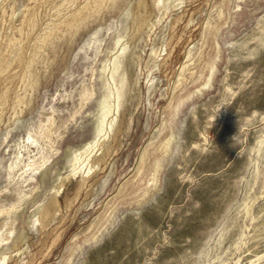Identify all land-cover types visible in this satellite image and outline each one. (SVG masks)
Listing matches in <instances>:
<instances>
[{
    "label": "rangeland",
    "instance_id": "374dc122",
    "mask_svg": "<svg viewBox=\"0 0 264 264\" xmlns=\"http://www.w3.org/2000/svg\"><path fill=\"white\" fill-rule=\"evenodd\" d=\"M38 1L0 3V264H264V0H114L29 74L84 0ZM106 107V155L56 195Z\"/></svg>",
    "mask_w": 264,
    "mask_h": 264
},
{
    "label": "bare ground",
    "instance_id": "6f19581e",
    "mask_svg": "<svg viewBox=\"0 0 264 264\" xmlns=\"http://www.w3.org/2000/svg\"><path fill=\"white\" fill-rule=\"evenodd\" d=\"M3 1L5 0H0V3H2ZM40 1V0H39ZM38 1V2H39ZM114 0H84L81 7L78 8V9H75L64 21L58 23V24H55L53 25V27H51L49 30H47L45 33L41 34L38 36L37 38V42L36 44L32 47L31 49V52L29 53L28 57H27V61H26V64H25V69H24V72L25 73H29L30 74V69H29V66L31 65L32 63V54L35 53L37 50H43L44 52V58H43V64H46V62L48 60H50L52 58V52L50 51H47L44 49L45 45L53 40L54 39H58L60 37H62L67 31L71 30L72 32H74L76 29H78V25L79 23H81L83 21V19L87 18L88 16L90 15H93V14H98V16H101V17H104L105 16V9L108 8L111 3L113 2ZM156 3L160 2V0H154ZM36 2V3H38ZM177 2V1H176ZM139 3H140V0H136L133 4H132V12L136 9H138V6H139ZM153 4V3H151ZM154 6V5H153ZM165 8V7H164ZM167 8V7H166ZM28 9V8H27ZM142 9V8H141ZM143 12V10H140ZM129 12V11H128ZM27 13V10L25 12V14ZM36 14V13H35ZM150 14V13H149ZM0 15L3 16V13L0 11ZM145 16V15H144ZM148 16V15H146ZM145 16V17H146ZM26 17V16H25ZM126 17V16H125ZM144 17V18H145ZM150 17H151V14H150ZM149 18V17H148ZM147 18V19H148ZM128 19H129V13H128V16L126 18V21L128 22ZM145 20H143L144 22ZM149 21V20H147ZM145 21V24H147ZM27 22H24L23 24H25ZM148 25V24H147ZM20 28V27H19ZM133 31H131L132 33ZM126 35V34H125ZM130 35V34H129ZM15 36V34H14ZM131 36V35H130ZM122 37L119 36L117 37L116 41L115 42H118L120 40V38ZM126 39L128 38L127 35L125 36ZM125 39V40H126ZM128 40V39H127ZM126 40V41H127ZM124 41V43L126 42ZM131 41V40H130ZM11 45V44H10ZM118 49H116V52L114 51L113 55H111V60H110V76L113 77V74L116 72V70L118 69V66L121 62L122 59H124L126 57L125 55V46L122 45V46H117ZM112 54V53H111ZM107 62V61H106ZM107 64V63H106ZM105 65L102 66V68H104ZM109 67V68H110ZM24 73V74H25ZM108 74V73H107ZM26 75V74H25ZM23 77V75L21 76ZM110 79V78H109ZM30 86V85H28ZM29 88V87H28ZM23 89V88H22ZM21 89V90H22ZM121 89H122V79L119 78L118 80V84H117V89L115 88L114 90L112 89V93L115 94V99L114 100V104H115V107H118L119 106V97L121 95ZM113 95V94H112ZM24 96H21L18 94V97L16 100H14V102L12 103V106L14 107H17L21 105L22 103V99H23ZM113 105V103H112ZM111 106V105H110ZM109 106V107H110ZM108 110H105L103 111V116H102V119L100 121V123L97 125V128L95 130V133L94 135L87 141H85L81 147H80V152L77 156V158H71L70 159V169H69V172L64 175L63 177H61L62 179L58 182L57 186L55 185V191L57 192H54L55 194L58 193V189H60L62 187V185L66 182V180H68L70 177L72 176H76V177H80V179L82 181H84L85 179L91 177V175L95 172V169L96 167L98 166V163L99 161L106 155L107 151L104 152L103 151V146L105 145L106 141H108L107 139L110 137L109 136V133L111 132V130L114 128V124H115V116H109L108 115V111L109 109L112 110V108H108L106 107ZM114 109V108H113ZM116 109V108H115ZM118 109V108H117ZM116 109V110H117ZM16 110V109H15ZM113 111V110H112ZM17 112V111H16ZM115 112H113V115H114ZM22 114V108H19V111L18 113H16V115L14 116H11V121H14L16 118H18L19 116H21ZM108 115V116H107ZM107 117H110L109 119H107L105 121V118ZM103 127L107 129V134L105 135V138H103ZM113 131V130H112ZM102 138V139H101ZM110 140V139H109ZM261 143V141L259 140L258 141V145ZM107 146V145H106ZM259 150V149H258ZM21 154V153H20ZM20 156V155H19ZM19 158V157H18ZM16 159H17V154H16ZM257 160V159H256ZM101 162V161H100ZM16 164H18V160H14V161H11L8 166H7V171L8 173L12 174L14 172V169H15V166ZM42 163H38L37 166H35L34 163H31V162H28L26 163V167L23 169V170H27V169H33L34 167L35 168H38ZM53 193V195H54ZM57 195V194H56ZM52 197V196H51ZM56 197V196H55ZM57 198V197H56ZM51 201V203H55L54 202V199H51L49 200ZM49 203V202H48ZM46 202V204H48ZM44 205V204H43ZM43 207V206H42ZM45 208H46V205H45ZM41 209V207H40ZM43 211V210H42ZM41 212V210L39 211ZM45 212V211H44ZM41 214V213H40ZM50 214V213H49ZM53 214V213H51ZM50 214V215H51ZM42 215V214H41ZM40 216V215H39ZM46 216V215H44ZM52 216V215H51ZM39 220V219H38ZM38 223V222H37ZM41 223V226H43L44 224L42 223V221L40 222L39 221V224ZM45 223V222H44ZM45 226V225H44ZM42 228V227H41ZM18 239V238H17ZM18 243V242H17ZM15 244V243H14ZM16 245V244H15ZM16 247V246H15ZM14 251V249H12ZM1 253V252H0ZM10 253V252H9ZM18 253V252H17ZM9 255V254H8ZM12 255V254H11ZM10 257V255H9ZM8 259V256L6 254L0 256V260L4 261L6 259ZM8 261V260H7ZM3 263V262H2Z\"/></svg>",
    "mask_w": 264,
    "mask_h": 264
}]
</instances>
